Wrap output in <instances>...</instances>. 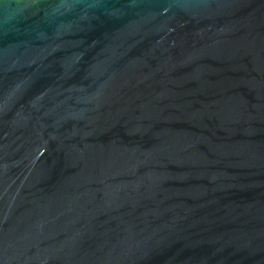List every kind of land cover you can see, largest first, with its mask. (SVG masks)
<instances>
[{
  "label": "water",
  "instance_id": "1",
  "mask_svg": "<svg viewBox=\"0 0 264 264\" xmlns=\"http://www.w3.org/2000/svg\"><path fill=\"white\" fill-rule=\"evenodd\" d=\"M0 264H264V0H0Z\"/></svg>",
  "mask_w": 264,
  "mask_h": 264
}]
</instances>
